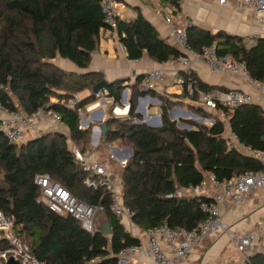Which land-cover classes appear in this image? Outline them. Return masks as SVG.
<instances>
[{
	"label": "trees",
	"instance_id": "obj_1",
	"mask_svg": "<svg viewBox=\"0 0 264 264\" xmlns=\"http://www.w3.org/2000/svg\"><path fill=\"white\" fill-rule=\"evenodd\" d=\"M100 2L0 0V101L7 109L16 110L12 93L26 115L39 109L52 110L60 116L69 135L47 132L17 147L0 134V212L13 218L17 236L37 260L46 264H115L123 248L139 244V239L127 232L123 220L112 213V200L106 188L91 189L84 185L88 174L67 145L70 140L79 150L90 147L92 128L80 129L77 111L93 102V98L80 101L74 109L65 104L74 95L91 90L102 77L97 73H68L53 63L60 58L80 70L89 68L91 54L99 45V33L111 30L103 22ZM159 2L176 11L180 0ZM185 31L194 53L214 45L219 58L243 62L249 78L264 84V39H257L247 47L243 38L224 32L212 34L195 26ZM116 35L129 61L145 55L163 64L181 55L180 49L161 39L140 13L132 21L120 20ZM179 77L185 84L181 94L172 98L159 92L139 91L142 77H138L130 88L128 117L114 119L110 115L105 122L106 135L101 138L106 144L124 143L132 151L120 172V197L131 213V223L142 232L163 225L188 232L203 223L207 216L200 206L211 199L204 195L177 198L176 193L199 185L209 174L217 179H233L263 170L262 164L254 159L228 150L223 137L225 124L197 105L200 93L227 91L205 85L189 71L180 72ZM188 82L192 83V93L188 92ZM125 88L121 81L107 87L111 108L119 104ZM52 96L58 99L57 103H50ZM144 96L161 103L162 126L158 129L133 123L141 121L135 110L137 98ZM178 107L211 118L214 124L179 131L168 116L170 110ZM218 112L229 117V129L241 143L264 151V112L259 106L252 104L233 112L225 109ZM44 174L79 202L103 206L101 214L109 224L110 234L104 236L96 226L92 234L87 233L71 216H58L39 203L34 178ZM6 246L0 242V250ZM244 264H264V255L255 253Z\"/></svg>",
	"mask_w": 264,
	"mask_h": 264
},
{
	"label": "built area",
	"instance_id": "obj_2",
	"mask_svg": "<svg viewBox=\"0 0 264 264\" xmlns=\"http://www.w3.org/2000/svg\"><path fill=\"white\" fill-rule=\"evenodd\" d=\"M228 1L217 0L219 5H225ZM240 3L243 8L256 13L264 20V0H240ZM100 9L104 24L111 31L116 32L118 22L123 17V6L117 0H101ZM166 20L170 29V37L181 51V55L175 62L183 72H188L192 59L204 66L211 74L238 76L248 80L264 96V84L249 78L243 62L219 58L214 45L203 48L199 53H194L187 41L185 27L179 26L170 15ZM121 49L125 52L123 47ZM166 82V75L163 71H152L141 79L138 89L141 92H161ZM175 84L182 87L185 80L178 77ZM187 89L189 93H192L191 82H188ZM91 95L93 102L77 111L82 130L91 124V121H86L87 115L97 111L102 100L110 99L106 89ZM110 100L112 105V99ZM80 101L78 96L74 95L65 106L74 109ZM254 102L255 99L250 94L240 90L227 92L211 90L199 94L197 105L216 115L219 113V109L233 112L241 107L252 105ZM128 103L129 100L126 105H114L111 109V117L114 119L127 118ZM218 118L229 125V117L226 114L219 113ZM47 123L53 124L50 126L56 132L65 134L66 129L56 112L39 109L33 114L26 115L18 108L16 110L7 109L0 101V134L9 144L17 145L24 140L25 133H37L42 127L47 126ZM212 123L214 124V122ZM227 128L229 127L227 126ZM225 144L228 150L238 151L262 164L263 170L255 174L245 173L233 179H217L214 175L209 174L199 185L189 186L184 191L179 190L176 193L177 198L205 195L206 198L211 199L210 202L202 203L200 206L201 212L207 216V219L188 232L170 230L166 225L149 229L145 232V241L139 240L138 245L125 247L117 254L115 264H179L191 252L200 247L208 236L215 233L227 234L231 243L241 250H249L256 244L257 250L264 255V225L244 235H235L228 234V227L221 220L222 206L227 203L231 206L242 204L252 193L264 188V151H257L250 146H245L232 132H229L225 137ZM72 152L75 161L88 174L84 185L91 189L105 187L111 196L112 213L123 221L129 222L131 213L122 204L118 181L111 179L105 168L97 161L92 160L91 152L77 148H74ZM111 157L114 158L113 155ZM125 160V158L121 160L122 166L125 165ZM34 184L39 188L38 202L50 212L58 216H71L87 233L92 234L95 231V219L98 214L104 212L103 206H88L79 202L47 174L36 176ZM170 197L167 196V198ZM1 241L5 242L7 246L4 250H0V264H7L10 260L17 264H46L34 257L29 246L17 236L13 218L5 216L2 212H0Z\"/></svg>",
	"mask_w": 264,
	"mask_h": 264
},
{
	"label": "crops",
	"instance_id": "obj_3",
	"mask_svg": "<svg viewBox=\"0 0 264 264\" xmlns=\"http://www.w3.org/2000/svg\"><path fill=\"white\" fill-rule=\"evenodd\" d=\"M117 1L123 6L122 21H132L140 13L153 26L159 37L176 49L178 47L170 37V29L166 20L168 15L182 27L195 26L212 34L224 32L241 37L247 47L252 46L257 39H264V20L256 13L243 8L240 0H229L225 5H219L217 0H180L179 8L176 11L173 8L162 5L159 0ZM121 47L116 32L111 30L101 31L99 33L98 48L91 54V62L88 69L80 70L71 62L60 58L55 59L53 63L68 73H97L102 77L101 81H106L107 83L123 82V86L126 87L125 101H127H120V106L126 105L128 102L130 88L134 85L136 79L138 77L143 78L152 71H163L166 75L167 82L159 94L166 98H172L181 94L182 87L176 85L175 80L183 70L175 60L157 64L144 55L140 60L129 61ZM188 71L198 81L210 87L222 91L240 90L250 94L255 99L253 105L259 106L264 112V96L248 80L238 76L211 74L204 66L192 59ZM91 94V90H85L78 93L77 96L83 101L91 99ZM145 101L153 102L150 99ZM145 101H142V109ZM184 102L186 103V101ZM111 106L110 99L102 100L100 108L93 114L87 115L86 121H91L90 125H95L91 129L89 148L92 150V160L100 163L105 168L109 177L117 180L120 186L121 171L119 170L123 168L121 160L125 158V162L128 161L132 156L131 149L119 148L115 144L119 141L111 142L107 149H98L102 138L99 128L111 115V112H109ZM147 107H150V104L147 103ZM216 116L219 117V113H216ZM46 125L38 130L37 133H34L33 138L39 136L42 132H56L50 126L53 124L47 123ZM225 126L229 127L226 124ZM229 132H231L230 129L226 128L223 134L224 139ZM112 155L114 158L111 157ZM261 190L252 193L242 204L231 206L227 203L221 207V220L228 227V234L244 235L264 225V192H260ZM125 222L123 221L124 226ZM103 224H105V221H98L95 226L99 228ZM129 224L133 232L131 235L145 241V232L136 228L131 223V220ZM255 253H260L257 250L256 244L249 250H241L231 243L227 234L215 233L208 236L200 247L191 252L179 264H244L245 260Z\"/></svg>",
	"mask_w": 264,
	"mask_h": 264
},
{
	"label": "rangeland",
	"instance_id": "obj_4",
	"mask_svg": "<svg viewBox=\"0 0 264 264\" xmlns=\"http://www.w3.org/2000/svg\"><path fill=\"white\" fill-rule=\"evenodd\" d=\"M10 94H11V98H12V101H13L15 107L18 108V110L20 111V109H19V103L16 101L14 95H13L12 93H10ZM125 98H126V97H125ZM125 98H124L123 101H125ZM49 101H50V103L55 104V103L58 102V99H57L55 96H52V97H50ZM126 101H127V100H126ZM126 101H125V102H126ZM147 103L150 104V107H147ZM89 104H91V103H89ZM143 105H144V106H143V111L145 112V115H146L147 117L152 118L153 116L160 115V110H157V109H159L160 105H159L156 101H153V102L145 101V102L143 103ZM111 109H112V108H111ZM111 109L109 110V112H111ZM174 109H180V111H179V112H175V113H173V119H175L174 121L171 120L170 118H169V120H170L171 122H174V123H175V125H176V129L179 130V131H183V132L187 131L186 129H183V128L179 127V126H178L179 123H181V124H183V125H185V126H189V127H190L191 129H193V130H194L196 127H199V126H206V127H208V126H211V125L213 124L211 118H207V117L204 118V117H201L200 115L194 114V113H192L191 111L186 110L185 108H180V107H178V108H174ZM174 109H173V110H174ZM140 120H142L141 117H140ZM134 122H135V120L133 121V123H134ZM187 122H189V123H187ZM193 125H194V126H193ZM94 126H95V125H90L89 127L93 128ZM145 126H146V125H145ZM89 127H87V128H89ZM146 127H147V126H146ZM87 128H84V129H87ZM45 133H47V132H42L41 134H45ZM41 134H40V135H41ZM65 134H66L67 137H69L67 131L65 132ZM31 138H33V134H32V133H30V132L25 133L24 140L21 141L20 143H18L16 146L19 147L20 145H22V144L25 143L28 139H31ZM68 140H69V139H68ZM90 142H91V141H90ZM109 144H110V143H109ZM109 144L103 143V142L101 141L100 146H99L98 149H102V148L107 149V147H108ZM115 144H116L119 148H129L128 146H125V144H124V143H121V142H116ZM67 145H68V147H69L70 150L76 148L75 145H74L70 140L68 141ZM129 149H130V148H129ZM87 150L90 151V152L92 151L89 147H88ZM94 150L96 151V149H94ZM116 171H117V170H116ZM119 171H121V170H119ZM262 190H263V189H262ZM262 190H261L260 192H264V190H263V191H262ZM260 192H259V193H260ZM263 208H264V207H263ZM95 220H96V221H95V224H97L98 221H105L104 215H102V214H98V215L96 216V219H95ZM124 227H125V229L127 230V232H129L130 234H133V232H132V228H131V226H130V224H129L128 221L125 222V226H124Z\"/></svg>",
	"mask_w": 264,
	"mask_h": 264
},
{
	"label": "water",
	"instance_id": "obj_5",
	"mask_svg": "<svg viewBox=\"0 0 264 264\" xmlns=\"http://www.w3.org/2000/svg\"><path fill=\"white\" fill-rule=\"evenodd\" d=\"M189 27L190 26H187V27H185V29H187ZM110 84L111 83H107L106 81H100L91 89V92L92 93H98L99 91L107 89V87ZM125 96H126V90H123L121 95H120V101L121 102L124 100ZM148 99H150L151 101H156L158 104H160V102L158 100H156V98H152L150 96H144V97L137 98V105H136L135 112H136V114L140 115L142 120L141 121L135 120L134 125H146L150 129H158L162 126L160 123V115H156V116H153L152 118H150V117H147L145 115V112L142 109V101H145ZM179 111H180V109L170 110L168 112L169 118L174 121L175 119H173V113L179 112ZM178 126L183 128V129H186L187 131H192V129L189 126H185L181 123H179ZM99 130H100L101 135H102L101 137H104L106 135V123L105 122L100 126ZM129 152L131 153V151H129ZM98 229L104 236H108L110 234V228H109L108 223L103 224ZM7 264H17V263L10 260Z\"/></svg>",
	"mask_w": 264,
	"mask_h": 264
}]
</instances>
